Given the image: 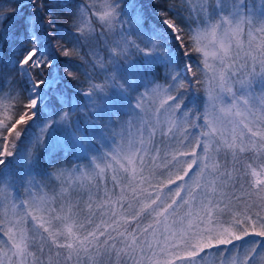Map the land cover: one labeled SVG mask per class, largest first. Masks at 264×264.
Returning a JSON list of instances; mask_svg holds the SVG:
<instances>
[{
	"label": "snow or ice",
	"instance_id": "snow-or-ice-1",
	"mask_svg": "<svg viewBox=\"0 0 264 264\" xmlns=\"http://www.w3.org/2000/svg\"><path fill=\"white\" fill-rule=\"evenodd\" d=\"M0 264H264V0L0 2Z\"/></svg>",
	"mask_w": 264,
	"mask_h": 264
},
{
	"label": "trees",
	"instance_id": "trees-1",
	"mask_svg": "<svg viewBox=\"0 0 264 264\" xmlns=\"http://www.w3.org/2000/svg\"><path fill=\"white\" fill-rule=\"evenodd\" d=\"M0 2H7V0H0ZM61 23L65 24L66 26H70V20H68L67 18H62ZM194 58L197 57L194 55ZM193 89L197 97L199 98L206 97V90L204 85H194ZM200 109L201 111H203V104H200ZM21 198H26L23 191L21 192Z\"/></svg>",
	"mask_w": 264,
	"mask_h": 264
}]
</instances>
